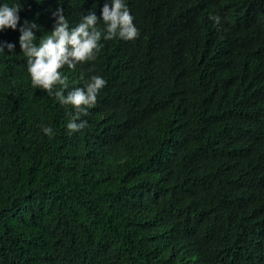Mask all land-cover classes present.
<instances>
[{"label": "trees", "instance_id": "1", "mask_svg": "<svg viewBox=\"0 0 264 264\" xmlns=\"http://www.w3.org/2000/svg\"><path fill=\"white\" fill-rule=\"evenodd\" d=\"M7 2L40 37L106 0ZM126 3L136 38L63 68L106 81L71 135L0 32V264H264V0Z\"/></svg>", "mask_w": 264, "mask_h": 264}, {"label": "clouds", "instance_id": "2", "mask_svg": "<svg viewBox=\"0 0 264 264\" xmlns=\"http://www.w3.org/2000/svg\"><path fill=\"white\" fill-rule=\"evenodd\" d=\"M21 9L22 6L18 3L0 0V32L7 29L19 31L18 43L26 58L31 84L54 96L61 105L71 106V112L66 110L69 117L66 128L71 135L86 126L87 121L80 117L95 105L98 92L106 81L100 75H91L83 86L72 88L65 95L68 77L64 75L63 68L67 66L68 69H73L77 63L94 60L103 46L101 39L118 38L128 41L136 38L138 30L133 23V16L126 0H106L99 18L95 11H89L82 14L74 26H70L63 9L58 6L52 12L55 20L51 31L37 37L39 25L27 19L21 21ZM209 18L216 24L221 19L214 14H210ZM98 20L102 22V28L98 25ZM5 48L13 53L15 45L5 42L0 45V54H5ZM41 130L49 138L54 135L51 126L41 125Z\"/></svg>", "mask_w": 264, "mask_h": 264}]
</instances>
